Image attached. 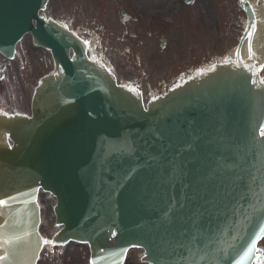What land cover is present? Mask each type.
Segmentation results:
<instances>
[{"label":"water","instance_id":"1","mask_svg":"<svg viewBox=\"0 0 264 264\" xmlns=\"http://www.w3.org/2000/svg\"><path fill=\"white\" fill-rule=\"evenodd\" d=\"M46 1L0 0V51L30 32L55 64L31 116L2 125L13 142L0 144L3 263L35 259L39 189L56 198L57 239L87 242L94 264H120L131 246L150 264L258 261L264 87L243 69L214 67L144 108L43 18Z\"/></svg>","mask_w":264,"mask_h":264},{"label":"flooded vegetation","instance_id":"2","mask_svg":"<svg viewBox=\"0 0 264 264\" xmlns=\"http://www.w3.org/2000/svg\"><path fill=\"white\" fill-rule=\"evenodd\" d=\"M196 3L203 16L214 18L209 1L197 0ZM122 5L125 19L112 20L113 31L106 25L110 34L116 31L122 35L116 47L122 46L127 52L146 53V58L157 60L159 65L152 66L150 60L141 61L138 80H134L136 75L126 68H114L113 72L120 79L135 81L143 97L150 98L151 94L165 90L178 77L179 70L191 67V3L188 0H122ZM256 6L264 11V0H256ZM15 63L16 70L0 65V109L8 112L23 111L25 94L32 87L33 66L21 52ZM19 65L26 66L24 74L20 73ZM152 90L154 92L150 93ZM39 264L83 263L72 253L65 252V255L43 256Z\"/></svg>","mask_w":264,"mask_h":264},{"label":"rangeland","instance_id":"3","mask_svg":"<svg viewBox=\"0 0 264 264\" xmlns=\"http://www.w3.org/2000/svg\"><path fill=\"white\" fill-rule=\"evenodd\" d=\"M229 2L231 4L232 1ZM231 5L233 6V8L227 10V12L222 16L221 20L217 19L220 24V29L222 30V34L220 33V35H216L214 32V25L215 22H217L215 20H212L210 22V27H206V29L204 28L202 21L199 20V17V19L196 20L195 24H191L195 29L196 35V37L194 38V47L191 45V73L202 68L203 66L218 63L219 61H221L223 56L228 53L231 46L234 45L236 41L235 35L229 33L230 29L227 28L226 22L229 21L231 15H234V17H232V22L236 21L239 11L236 9L235 2H233V4ZM104 10H106V7H104ZM47 11L48 13L52 14L53 18H56L59 21H65L67 20V18H69L71 23L73 24L72 28L75 32L77 31V29L80 32L83 28H88L86 33L80 32L79 36L85 40H91V43L93 44L95 43V38H93L94 33H91L89 31L92 28L91 25H93L94 22L104 23L106 21L102 19V16L106 14V11H101V9H99V7H97L95 3H92L90 0H79L78 2L69 6L65 4L64 0H51ZM218 14V11H216V15ZM236 25L237 26L235 27L239 29V24L237 23ZM101 34L104 36V38H100L101 41H107L110 50V37L108 33L104 31ZM97 37L99 39L98 33ZM103 46L104 44L101 45L99 49L97 48L94 50V52L99 54L102 59L111 57L118 64L125 62V65H128L127 62L129 61H126V57L124 54L118 52H109L108 50L100 51ZM36 57L39 59V62L35 63V78H38L40 75L50 70L52 64L50 62L49 55L42 49L38 50V52L36 53ZM261 74L264 77V69L262 70ZM38 202L41 213V233L44 239H47L55 230V227L53 225L54 217L52 214L54 199L51 195L41 192L39 194ZM78 249H80V251L78 252L85 254L84 246H81ZM138 263L139 262L136 256V251H131L127 257V261L125 264Z\"/></svg>","mask_w":264,"mask_h":264},{"label":"bare ground","instance_id":"4","mask_svg":"<svg viewBox=\"0 0 264 264\" xmlns=\"http://www.w3.org/2000/svg\"><path fill=\"white\" fill-rule=\"evenodd\" d=\"M243 24L245 27L249 26L247 27L249 31H252L253 24H255L256 26L255 31L252 32L251 36V51L252 53H254V55H251L249 53V31L244 34V42L242 43V46L240 48V59L242 62V66L251 67L253 66V64H257L264 60V14L260 13V15H256V17L249 22L245 20L243 21ZM234 52L235 51H233L231 55L225 60L227 64H238ZM209 69H214V67ZM207 70L208 69L205 68V71L199 73L198 75H205ZM261 252L264 255V247H261Z\"/></svg>","mask_w":264,"mask_h":264},{"label":"snow or ice","instance_id":"5","mask_svg":"<svg viewBox=\"0 0 264 264\" xmlns=\"http://www.w3.org/2000/svg\"><path fill=\"white\" fill-rule=\"evenodd\" d=\"M189 3H192L193 0H188ZM255 24L252 25V31H249L248 33V36H249V53L251 55H254V53H252L251 51V36H252V32L255 31ZM261 68H264V65H261ZM2 78V77H0ZM5 115H7V113H4ZM261 135H264V132H261ZM11 199V198H10ZM261 203H264V189L261 190V195L259 197ZM8 201L7 200H4V199H0V206H5L7 205ZM195 223V222H193ZM112 235H116V233H112ZM192 241H193V244L196 245L199 243V233H194L191 237ZM44 243L45 244H55V241H51V240H48V239H45L44 240ZM256 244V240L253 239L252 242L248 245V248L251 249L252 247H254ZM247 252L244 253V256H247ZM7 257L6 256H0V260H4L6 259ZM241 259H243V257H241Z\"/></svg>","mask_w":264,"mask_h":264}]
</instances>
